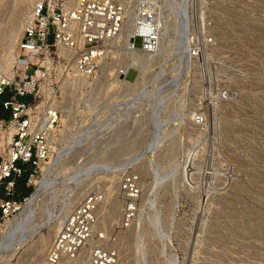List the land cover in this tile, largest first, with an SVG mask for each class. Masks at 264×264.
<instances>
[{
	"label": "rangeland",
	"instance_id": "374dc122",
	"mask_svg": "<svg viewBox=\"0 0 264 264\" xmlns=\"http://www.w3.org/2000/svg\"><path fill=\"white\" fill-rule=\"evenodd\" d=\"M12 1L17 0H0V11L10 12ZM51 1L59 8L61 3L67 7L66 0ZM127 2L131 6L136 0ZM202 4L216 21L211 32L217 38L218 72H163L162 78L153 77L147 83L150 91L161 87L162 92L136 101L133 98L141 92L135 96L116 87L94 91L95 87L87 102L85 92L72 87L71 98L60 105L66 112L58 138L62 149L52 162L69 147L73 154L66 158L63 172L50 177L52 184L66 181L72 188L76 181L83 188L91 180L71 208L89 192L105 194L112 176L117 183L127 175L136 177L141 211L132 228L148 231L144 242L152 246L143 257L144 264H264V0H202ZM4 54L0 44V59ZM13 69L18 71L17 64ZM4 73L0 70V77ZM135 76L131 71L129 81ZM212 91L226 96L211 102ZM199 98L211 118L195 134L189 130L188 120L193 123V119H188V113L192 108L194 115L200 110L192 102ZM151 144L155 146L150 148ZM26 187L30 188L28 199L37 186ZM117 188H110L111 205L120 201L119 183ZM66 196L70 194L57 189L53 202L44 205V216L53 211L52 203L57 214L65 216L62 201ZM22 208L9 214L0 210V240L6 221L20 215ZM116 228L112 239H116L112 236ZM42 233L47 235V229ZM127 234L120 237L121 246L112 248L118 251L120 264H138L140 256L133 247L138 242ZM31 245L32 241L1 257L0 264H35L28 251Z\"/></svg>",
	"mask_w": 264,
	"mask_h": 264
},
{
	"label": "built area",
	"instance_id": "2783aa9c",
	"mask_svg": "<svg viewBox=\"0 0 264 264\" xmlns=\"http://www.w3.org/2000/svg\"><path fill=\"white\" fill-rule=\"evenodd\" d=\"M65 10L63 3L59 8L50 0L36 5L18 44L19 58L25 60L23 69L18 67L13 80L0 83V96L8 91L11 94L2 102L10 117L0 119L3 213L10 205L19 203L15 199L17 180L27 175L26 186H35L43 164L62 149L58 138L64 129L66 112L60 105L66 97L71 98L64 92L66 86L76 84L77 90L85 92L88 102L105 70L125 82L129 81V73L135 71V80L139 75L136 67L131 65L124 72L130 59L138 55L153 58L160 51L159 20L146 2L133 10L123 0H76L71 12ZM208 11L202 0H186L180 8L182 54L169 59L167 72H218L217 38L211 32L216 21L208 17ZM128 27H133L134 35L123 40ZM80 82L86 86H79ZM203 96L207 100L208 92L204 91ZM220 96L225 98L226 93L217 91L215 96L212 91L211 102L214 98L217 102ZM210 118L204 108L196 112L193 122L204 127ZM138 182L128 175L119 182L122 219L116 234L129 232L137 220L141 195ZM101 199L100 193L89 192L71 208L43 261L35 264H120L118 251L103 241L102 234L94 239L93 225Z\"/></svg>",
	"mask_w": 264,
	"mask_h": 264
},
{
	"label": "bare ground",
	"instance_id": "6f19581e",
	"mask_svg": "<svg viewBox=\"0 0 264 264\" xmlns=\"http://www.w3.org/2000/svg\"><path fill=\"white\" fill-rule=\"evenodd\" d=\"M43 1L44 0H17L15 1V3L14 1H12L14 5L10 4L13 6L10 12L6 10L0 11V44L5 49V54L0 59V70L2 72H6V74L4 73L5 75L0 77V83L3 81L6 82L8 80L14 79L15 77L14 72L16 71H14L13 67L15 64H17L19 68L20 67L23 68L25 60L19 58V54H16L17 45L21 37V32L25 31L26 27L29 25L30 21L33 18L34 15L33 13L36 5L42 3ZM123 2L127 6L131 4V2H127V0H123ZM142 2H146L149 4L150 9L156 13L157 19L159 20V39H160L159 53L153 58L144 55H138L136 57H133L132 59L129 58L131 62L130 64H128L129 66L125 67L124 72L125 73L128 72L131 65L136 67V69L139 71L138 77L132 81L125 82L123 78L121 79L115 78L111 75L109 69L105 70V72H103L102 76L99 78L96 89L94 91L102 89L103 87H106V89L108 87L109 88L116 87L118 90L121 89L124 92L128 94H133L135 96L141 92L139 94V97L133 98V101L139 100L140 98H147L145 96L151 93L152 95L153 94L155 95V94H160L162 92L161 87H157L155 91H150L147 83L153 77L157 79H159V77L162 78V73L167 72L169 69L167 67L169 59H171L175 54L178 55L182 54V53L180 54V47H179L182 38V36H180L179 34V25H180L179 10L181 7H184L186 5V0H136V2L129 7H132L134 10V7ZM66 3H67V7L65 6L66 9L65 11L71 12L75 7L76 0H66ZM133 35H134L133 27H128L123 33V40H126L128 38L131 39ZM157 67H159L158 70L156 69ZM174 71L185 72L182 69L181 70L174 69ZM150 72H156V73L154 74ZM83 83L84 82H80L79 85ZM75 85L76 84H70L69 86H66L64 90L65 94L71 92L72 87H74ZM202 100H203L202 98H199V99H194V101H192L193 104L195 103L198 104L195 105L197 107L196 110L202 109L201 106V103H203ZM214 101L215 98L213 99V102ZM198 106H201V108H198ZM183 109L184 108L182 107L181 111H183ZM191 110L188 113V119L192 118L194 120L195 110L193 111V108ZM159 112L160 110L158 111V114L156 113V119L158 121H159ZM182 116L184 117L185 114L182 113ZM185 121L186 120L184 119V121L182 120L180 123H177L176 124L177 129H179V127H181ZM188 123H189V130L191 132L193 131L195 134H197L201 131V127L196 126L195 122L192 123L188 120ZM160 127H161L160 122H158L156 129L157 134L159 133ZM154 144H151L150 148H153L155 146ZM72 152L73 150L71 149V147H69V149L60 153L57 160L55 159L56 160V163L54 162L55 164H53L52 162L53 158H51L49 161L43 164L42 166L43 174L39 176L35 182L37 186L36 191H34L31 197L28 198L24 204L16 203L15 206L10 205V207L6 210L5 213L9 214L13 212L14 209L18 210V208L23 205L22 212L20 213V215L18 214V216L14 217L13 219H8L5 223V229L1 231L0 258L1 257L3 258L11 253H14L15 251L18 250L19 247H23L28 243H30V241H32V245L28 249L30 254L35 257V260L32 262L40 263L43 261L48 248L50 247L51 243L53 242L55 236L57 235L58 231L60 230L64 222L65 216L70 212L72 205L78 199L81 198L83 191L85 190L86 187H89V183L91 182L90 180V182L86 184L83 188H81V185L78 186L77 181L75 187L73 188L70 187V183L66 181L52 184L54 178L50 176L52 175V173L55 175H59L63 172L64 167L68 165L67 164L68 162H66L68 160H66V158ZM80 153H82V151ZM106 160L113 161V159H109V158H106ZM110 179L112 185L108 186L107 189L108 191L106 190L105 194L100 193L103 194V196L101 201L100 202L98 201L97 204L98 206L96 211V220L93 225V234L95 240L99 237L100 234H102L104 237L103 241L108 245H111L112 247H115L117 249L118 246H121L120 237L126 235L125 234L123 235L120 232L116 234L115 231V234L112 236H115L116 239H112L111 237V232L114 231V227L116 228V226H118L121 222L122 208H121V202L119 200L112 202L113 203L112 205L109 203L110 202L109 197H111L110 188L114 186V189H118L117 187L119 183V182L117 183L118 180L115 179V176L110 177ZM83 183L86 182L84 181ZM59 188L66 191L67 195L70 194V196H66L65 200L62 201L63 202L62 207L65 209L64 211L65 216H62V214L60 213L57 214V211H55L56 207L52 203V206L50 207L53 211L50 212L45 217L43 214L44 205H46L49 201L53 202V194ZM78 202L80 203V201ZM108 203L111 205V207ZM136 222H138V219ZM105 224L106 225L108 224V226H111V228L110 227L104 228ZM161 226H163V223ZM27 228H32V229L29 231V233L25 234L24 232ZM44 229H47V235L42 233ZM135 229H136L135 227L132 228L129 231V233L126 234L127 236H134V239H136L134 240V242L135 243L138 242V244L134 245L133 247H135L136 249L135 251L140 256L139 257L140 263L144 264L145 261L143 257L148 254L152 246L149 244L151 246L150 247L148 246L147 243L146 245L144 242V238L148 236L147 234L148 231L137 232V229L136 230ZM151 232L154 231L152 230ZM151 235L154 234L151 233ZM149 236H150V232H149ZM138 239L140 241H138ZM129 242L131 243L130 240ZM132 244L133 243H131V245ZM121 251H123V249ZM140 263L138 262V264ZM24 264H31V262L26 261V263Z\"/></svg>",
	"mask_w": 264,
	"mask_h": 264
},
{
	"label": "crops",
	"instance_id": "0c3cea01",
	"mask_svg": "<svg viewBox=\"0 0 264 264\" xmlns=\"http://www.w3.org/2000/svg\"><path fill=\"white\" fill-rule=\"evenodd\" d=\"M10 97H11V94H8V93L4 94V96H0V119H8L10 117V112L4 110L2 107V102L4 100L9 99ZM26 179H27V175L17 180L16 193H17L18 200L26 197L30 192L28 188L26 187ZM21 184H25V188L23 190L21 189V186H20ZM1 198H4L3 189L0 191V199Z\"/></svg>",
	"mask_w": 264,
	"mask_h": 264
},
{
	"label": "trees",
	"instance_id": "16d2710c",
	"mask_svg": "<svg viewBox=\"0 0 264 264\" xmlns=\"http://www.w3.org/2000/svg\"><path fill=\"white\" fill-rule=\"evenodd\" d=\"M2 96H4V95H2ZM20 186H21V189H22V190L25 188V184H21ZM28 190L30 191V188H28ZM29 193H30V192H29ZM27 196H28V195H27ZM27 196H26V197H27ZM26 197H24V198H26Z\"/></svg>",
	"mask_w": 264,
	"mask_h": 264
}]
</instances>
